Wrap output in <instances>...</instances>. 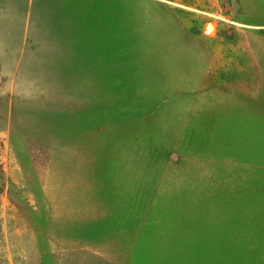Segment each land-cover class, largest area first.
Masks as SVG:
<instances>
[{
    "label": "rangeland",
    "instance_id": "1",
    "mask_svg": "<svg viewBox=\"0 0 264 264\" xmlns=\"http://www.w3.org/2000/svg\"><path fill=\"white\" fill-rule=\"evenodd\" d=\"M0 264H264V0H0Z\"/></svg>",
    "mask_w": 264,
    "mask_h": 264
}]
</instances>
